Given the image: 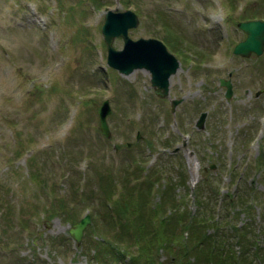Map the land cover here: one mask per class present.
Returning <instances> with one entry per match:
<instances>
[{
  "label": "rangeland",
  "instance_id": "374dc122",
  "mask_svg": "<svg viewBox=\"0 0 264 264\" xmlns=\"http://www.w3.org/2000/svg\"><path fill=\"white\" fill-rule=\"evenodd\" d=\"M98 1L0 0V264H127L129 257L112 259L102 242H116L119 228L100 185L102 177L128 176L136 166L173 169L183 181L173 192L186 195L191 215L197 191L209 203L207 213L222 217L226 194L251 183L259 201L250 216L235 219L263 232L264 250V163H256L264 153V53L232 52L244 37L237 22L264 15V0H130L139 16L132 38L162 39L168 32L179 39L172 42L183 55L170 49L180 68L166 98L154 93L148 71L123 76L106 65L104 13L129 3ZM113 45L122 48V38ZM221 77L231 81L229 101ZM105 98L109 138L95 110ZM172 99L180 101L171 111ZM204 111L199 130L195 122ZM59 197L64 212L54 201ZM52 204L59 212L48 216ZM86 213L91 222L77 244L69 228ZM181 227L175 232L187 237ZM169 243L156 244L151 257L173 264L181 245ZM194 254L186 264H212Z\"/></svg>",
  "mask_w": 264,
  "mask_h": 264
},
{
  "label": "trees",
  "instance_id": "16d2710c",
  "mask_svg": "<svg viewBox=\"0 0 264 264\" xmlns=\"http://www.w3.org/2000/svg\"><path fill=\"white\" fill-rule=\"evenodd\" d=\"M165 37L168 38L170 45L174 44L171 42L173 36H169L168 32ZM165 146L168 147V144ZM256 163L263 167L264 153L257 158ZM139 168L143 167L132 169V173L138 174ZM182 168L183 166L179 164V169ZM172 171L173 169L169 168L153 167L144 173L141 180L135 175L134 183H130L129 178L124 175L108 181L102 177L103 183H106L105 186L100 185L102 198L110 205L111 219L119 228L118 238L126 236L128 239L118 242L117 238L116 242H110L101 237L112 259L118 260L127 256L126 260L129 257L127 264H162L155 256L151 257L156 244L178 242L181 247L174 254L173 264H186L184 258L192 252L199 263L203 259L212 264H264V250L259 247L263 232L249 231L248 222L239 223L235 219L241 212H245L247 216L252 214L254 204L259 201L258 196L253 194L256 193L255 186L249 183L248 186L242 185L240 188L237 185L238 188L232 194H226L223 206L228 211L222 217L219 215L217 217L211 211L207 213L209 203L204 202L200 191H197L195 196L197 211L191 215V211L185 210L183 205L186 195L177 197L173 192L178 185L183 184V181L175 180ZM30 176L37 177L35 171H32ZM179 177L181 178L180 175ZM54 201H59V209L66 211L62 198ZM53 205L50 207L51 210L49 209L50 212L48 210V216L59 212ZM262 215L264 216V205ZM66 217L74 220L71 215ZM180 226L189 231L187 237L181 229L175 232ZM117 231L115 229L114 232ZM169 245L170 243L167 247ZM236 246L239 250L235 249Z\"/></svg>",
  "mask_w": 264,
  "mask_h": 264
},
{
  "label": "water",
  "instance_id": "95a60500",
  "mask_svg": "<svg viewBox=\"0 0 264 264\" xmlns=\"http://www.w3.org/2000/svg\"><path fill=\"white\" fill-rule=\"evenodd\" d=\"M138 24V17L132 10L112 11L105 14V21L101 27L104 40L108 49V63L117 68L120 72L128 74L135 68L144 67L151 72L152 85L156 93L165 97L168 95L169 77L175 73L179 67L178 59L167 50L165 44L153 37H140L136 40L128 35V29ZM246 36L233 48V53L242 56H249L252 52L260 55L264 52V19H251L238 22ZM116 36H121L124 45L121 50L113 47L112 41ZM227 87L225 96L227 99L232 95L229 81L221 80ZM180 100L172 101V109ZM111 111L109 101L104 100L97 107L99 115V127L106 135H110L109 126L106 120L107 114ZM206 113H202L196 125L202 128ZM176 148L175 150H177ZM90 222V216L86 214L81 220L70 228V233L80 242L84 227Z\"/></svg>",
  "mask_w": 264,
  "mask_h": 264
},
{
  "label": "bare ground",
  "instance_id": "6f19581e",
  "mask_svg": "<svg viewBox=\"0 0 264 264\" xmlns=\"http://www.w3.org/2000/svg\"><path fill=\"white\" fill-rule=\"evenodd\" d=\"M195 175H197V170H196V174Z\"/></svg>",
  "mask_w": 264,
  "mask_h": 264
}]
</instances>
